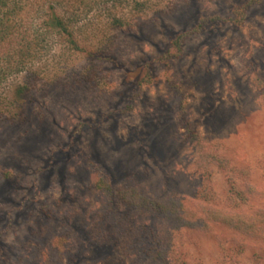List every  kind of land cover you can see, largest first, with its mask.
Wrapping results in <instances>:
<instances>
[{
    "label": "rangeland",
    "instance_id": "obj_1",
    "mask_svg": "<svg viewBox=\"0 0 264 264\" xmlns=\"http://www.w3.org/2000/svg\"><path fill=\"white\" fill-rule=\"evenodd\" d=\"M49 3L26 10L32 29ZM151 3L139 13L130 0L114 12L106 0L57 5L79 13L69 28L84 50L49 35L24 118L0 117V264H264V233L205 212L264 208V0ZM27 75L1 79L0 92ZM219 160L236 170L234 188ZM100 180L180 201L205 227L115 209ZM148 230L165 262L140 255Z\"/></svg>",
    "mask_w": 264,
    "mask_h": 264
},
{
    "label": "trees",
    "instance_id": "obj_2",
    "mask_svg": "<svg viewBox=\"0 0 264 264\" xmlns=\"http://www.w3.org/2000/svg\"><path fill=\"white\" fill-rule=\"evenodd\" d=\"M50 2L45 10L44 17L40 18L36 28L32 29L26 19V10L33 6L36 2ZM97 0H0V80L5 79L10 75L18 76L21 72L28 73L29 80L10 85L4 92H0V117L7 121H21L24 116L21 114V105L24 102L25 95L30 90V84L38 78L40 68L45 65L38 61L47 50L49 35L61 38L64 40L67 49L72 52H82L84 49L80 47L74 36V31L71 27L73 20L77 15L70 14L71 7L81 8L82 11L90 7L91 3ZM127 0H106L109 9L116 11L121 2ZM152 1V0H151ZM148 0H130L131 9L139 13L154 6ZM58 2V3H57ZM55 3H57L55 5ZM65 5L70 10L69 15L60 13L57 5ZM67 13V11H66ZM76 14V13H75ZM110 25L114 28H121L124 25L125 19L120 14H112L110 16ZM187 33H180L173 37L171 45L179 54L181 44ZM61 55V54H60ZM37 62V63H36ZM32 63V64H31ZM37 64V65H36ZM46 68V66H45ZM260 88V87H259ZM260 91L262 89L260 88ZM11 94V95H10ZM189 126V125H188ZM188 128V127H187ZM189 131V128L187 129ZM191 132V131H190ZM192 133V132H191ZM193 134V133H192ZM219 167L230 183L231 188L235 186L236 170L228 166L226 161L219 160ZM3 177L9 178V174L3 173ZM98 189L108 195L111 206L116 209L117 204L122 205L127 211L137 214H158L168 217L176 225L187 229H201L205 225L198 220L184 207L180 201L159 202L149 199L142 195L137 190L131 187H124L120 190H113L109 184L100 180L97 183ZM234 195H237L235 192ZM203 200H209L204 199ZM210 220L228 224L239 232H244L252 237L264 233V208L249 214V216H229L219 210L205 211ZM143 240L146 243L140 246L142 252L140 255L148 262H165V253L162 251L158 236L154 232L148 230V233L143 234ZM171 254V253H170Z\"/></svg>",
    "mask_w": 264,
    "mask_h": 264
}]
</instances>
